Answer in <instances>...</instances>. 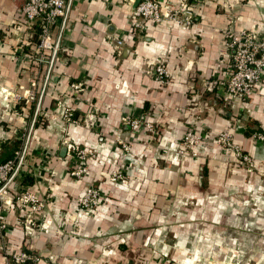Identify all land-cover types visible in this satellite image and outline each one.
I'll return each mask as SVG.
<instances>
[{
  "label": "crops",
  "instance_id": "obj_1",
  "mask_svg": "<svg viewBox=\"0 0 264 264\" xmlns=\"http://www.w3.org/2000/svg\"><path fill=\"white\" fill-rule=\"evenodd\" d=\"M24 2L0 0V161L20 149L8 198L28 189L46 206L33 213V227L24 224L26 208L15 201L6 207L0 264L4 254L22 250L38 259L21 264L170 262L171 254H157L153 238L169 228L159 221L174 199L203 200L204 192L249 184L243 168L226 160L234 159L233 152L214 140L223 129L232 130L235 141L259 163L261 171L252 176L264 179V141L252 136V130H264V81L243 100H229L219 91L232 69L224 28H264V0H192L190 28L147 21L130 34L125 27L134 1L66 0L53 27L49 64L37 60V27L21 11ZM114 33L126 36L118 53L110 40ZM163 54L172 73L166 85L148 65ZM76 80L84 84L81 92L70 89ZM31 86L39 90L38 101L42 94L36 116L38 101L12 98ZM60 96L72 104L77 120L67 134L97 147V159L84 179L72 177L69 146L59 143L55 123L53 129L46 123ZM125 114L153 121L156 139L148 144L144 128L121 124ZM185 129L201 136L200 155L181 163L174 156L162 158L161 149L171 147ZM115 135L131 139L128 152ZM114 166L132 175L131 182L97 183L96 213L80 215L73 229L74 198L91 178L98 181V170Z\"/></svg>",
  "mask_w": 264,
  "mask_h": 264
},
{
  "label": "rangeland",
  "instance_id": "obj_2",
  "mask_svg": "<svg viewBox=\"0 0 264 264\" xmlns=\"http://www.w3.org/2000/svg\"><path fill=\"white\" fill-rule=\"evenodd\" d=\"M170 1L177 10V12L173 14L175 18L177 20L184 19L188 13L178 10L183 0ZM188 5L192 14L190 23H187L185 20L178 22L169 17L154 23H161L166 20L180 27L190 28L195 21L192 0L188 2ZM147 21L151 20H146L145 22ZM228 28H224V33H226ZM138 29L140 28L135 30ZM111 43L113 42L111 41ZM124 46L125 43L123 44V47ZM50 53H46L48 61L40 63L49 64L51 62ZM163 56L166 67L170 72L168 81L160 82L156 79L155 74L153 75L160 84L166 85L170 82L172 73L167 66L166 56ZM148 65L151 67V62ZM79 81L80 80H76L75 82ZM70 89L73 92H81L82 89H84V84L82 82L81 88L79 89L74 88L70 84ZM33 90L36 96L35 99L30 102L36 103V101H38L39 90L36 87H33ZM59 98L60 101L56 108H54V104L53 109L48 112V121L46 120V123L49 122L51 127L52 123H55V127L59 130V143L68 146V143L65 142V140L70 138L67 134L68 127L77 124V120L75 117V121L70 124L68 122H61L53 116L62 106L69 105L72 107V104L68 102L66 96H60ZM30 102L23 101V103ZM131 119L138 120L137 127L131 126L128 121ZM120 122L123 125L127 124L130 130L144 128L147 133L148 144L152 143L156 139L155 136L158 134L157 126L151 120L125 114L120 117ZM188 132H191L189 136ZM258 132L264 135L263 130L254 129L252 130V136L264 141V136L258 137ZM227 134L229 135L227 136ZM226 136L228 139L226 138L223 140V137ZM74 140L77 141L76 144L79 147L77 149L72 148V151H70L72 154V156L70 155L72 157V169L80 162L75 153L83 149L85 157L80 159L83 160V163L86 165V170L82 172L81 175L72 174V177L84 179L90 172L91 162L97 159V147L96 144H83L76 138H74ZM214 140L225 151L233 152L234 159L231 160L226 158V160L243 168L244 172L247 173L246 182L249 184L239 187L228 186L217 192H204V194H202L204 196L203 200H200V197L190 196L183 199L182 202L180 198L174 199L172 205L166 212L167 216L165 215V217L160 218L159 221L169 226V228L167 227L168 229H166L165 232H160L153 238L157 246V254H163L162 256L165 258L170 257L169 254H171L172 260L165 264H264V179L260 174L252 176V174L261 171L259 163L235 141L234 132L232 130H220L216 133ZM114 141L125 152L131 149L130 138H123L119 135H115ZM200 148L201 136L193 130L185 129L181 137L175 142H172L171 147L162 148L158 154H160L162 158L174 156L178 158L181 163L187 156H199L201 153ZM97 177H99L98 181L91 178L88 185H93L98 191L99 187L97 183L99 182L105 181V183L110 182L113 184L119 183L122 185H129L133 178L132 175L116 166L98 170ZM77 196L74 198L77 213L76 217H74L75 223L73 224V229L78 225V217L80 215L87 214L91 216L95 214L97 206L100 203L99 192V199L96 206H94L92 210L82 211L76 205ZM203 214H206V216L203 217ZM188 223H190L189 226Z\"/></svg>",
  "mask_w": 264,
  "mask_h": 264
},
{
  "label": "built area",
  "instance_id": "obj_3",
  "mask_svg": "<svg viewBox=\"0 0 264 264\" xmlns=\"http://www.w3.org/2000/svg\"><path fill=\"white\" fill-rule=\"evenodd\" d=\"M134 1V0H132ZM183 0L178 10L188 13L182 20H177L173 15L177 12L172 2L162 0H139L135 6H132L128 15L126 30L128 34L137 28H141L146 20L159 22L166 17L172 18L178 22L185 20L191 22L192 14L188 2ZM66 0H25L21 11L25 15L29 25L37 27V44L35 51L37 60L47 62L46 53H50L55 48L53 27L57 19L64 14ZM226 44L232 48V69L226 81L219 86V91L229 100H243L250 96L254 87L264 81V28L258 27L235 29L229 27L226 30ZM126 37V36H125ZM123 35L110 34L114 48L120 52L125 43ZM164 55V54H163ZM163 55H159L156 60L151 61L153 73L160 82L168 81L170 72L166 67ZM82 82H71L74 88H81ZM212 89V87H210ZM36 93L33 86L24 88L22 92H17L12 96L16 102H30L35 99ZM53 116L61 122L72 124L75 121L74 112L71 106H62ZM132 127L138 126L137 119L128 120ZM256 133V132H255ZM264 133V132H263ZM191 132H188V136ZM258 137H263L258 132ZM229 134H227L228 136ZM223 137V140L228 137ZM70 139V140H69ZM68 143L69 150L78 148L77 141L72 138L65 140ZM21 150H16L12 156L0 161V238L3 237V231L6 226L4 211L13 201L28 210L24 217V224L33 227L36 220L33 213L42 210L46 206L44 198L38 196L35 192L28 189H21L13 196L8 198V183L11 173L14 171ZM71 154V153H70ZM80 162L71 168L70 174L81 175L86 170V165L80 158L85 157V152L80 149L75 153ZM72 156V154H71ZM99 199V191L93 185H88L84 191L76 198V205L82 211L92 210ZM38 258L29 251H17L4 254V264H21L34 262Z\"/></svg>",
  "mask_w": 264,
  "mask_h": 264
},
{
  "label": "water",
  "instance_id": "obj_4",
  "mask_svg": "<svg viewBox=\"0 0 264 264\" xmlns=\"http://www.w3.org/2000/svg\"><path fill=\"white\" fill-rule=\"evenodd\" d=\"M137 2H138V0H134V4H133V6H135ZM57 46H58V42H56V47H57ZM41 96H42V94H41ZM41 96H40V98H39V101L37 102V106H36V110H35V116H36V113H37L38 110H39ZM21 160H22V159H21ZM21 160H20V162H21Z\"/></svg>",
  "mask_w": 264,
  "mask_h": 264
},
{
  "label": "trees",
  "instance_id": "obj_5",
  "mask_svg": "<svg viewBox=\"0 0 264 264\" xmlns=\"http://www.w3.org/2000/svg\"><path fill=\"white\" fill-rule=\"evenodd\" d=\"M261 131V130H260ZM263 132H264V130H263Z\"/></svg>",
  "mask_w": 264,
  "mask_h": 264
}]
</instances>
